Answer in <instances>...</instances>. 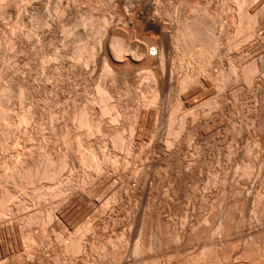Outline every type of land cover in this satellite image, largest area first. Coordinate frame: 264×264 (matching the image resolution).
<instances>
[{
  "label": "bare ground",
  "instance_id": "obj_1",
  "mask_svg": "<svg viewBox=\"0 0 264 264\" xmlns=\"http://www.w3.org/2000/svg\"><path fill=\"white\" fill-rule=\"evenodd\" d=\"M20 1L23 4L25 1L27 2L28 0H20ZM77 1L79 3V0H77ZM106 1L100 2V3L104 4V3H106ZM229 1H230V3H233L235 10H236L235 11V13H236L235 18H231L233 21L232 24H234V26H232L233 28L231 27L232 29H229V28L224 29L222 26V28L220 27V30L218 32H217V29L219 26L218 24H219V16H220L219 14L220 13L217 11H214V12L211 11V9H209V7L207 5L208 8L203 6L205 8L202 9L203 10L202 13L200 12L201 15L197 14L195 16V18H192V20H188L190 18H188L187 20L186 19L183 20V18H182L183 21L180 22V18L178 19L179 21L176 19L179 23H177V24L175 23L176 25H173V27L171 25V27H169L170 32L167 33L166 32V29H168L166 26L167 23L165 24L161 20L160 16H157L155 14L150 13V11L154 8V4L152 3V0H108L104 6L110 7V4L112 2H116V4L119 6L120 5L131 6L135 2L138 3L139 7H138V10L136 12L139 14V15L137 14L138 17L141 18L142 26L146 27L147 29H150L153 32V34L155 33L154 37H140V36L136 37V35H135L136 38H134V37H132V34L128 33L129 31H126V29H127L126 27H128L127 26L128 24L126 25V27L120 28V27L112 24L115 22V21L113 22V19H111L112 21H108L109 19H107L105 15L93 16V15H91L92 13L90 14V11H89L90 8L88 9L89 14L87 12L86 13L81 12L82 10L77 8L75 3L72 4L70 2L71 4H68L64 0H60L58 5H57V6H59V9L56 8V10L58 9L57 10L58 12L56 11L58 13L56 19L51 20V18L49 17L51 21L49 20V24L47 23V26H46L47 29L44 31L45 32L44 35L42 34V37L40 38V40L38 39V41L40 42V47L36 48V49H39V50L35 49L32 52H28L29 47H30L29 46V44H30L29 38L31 37L29 32H25V31H21V30L18 31L16 29L17 27L16 28L13 27L12 29H10L8 31H6V30L5 31L2 30L3 32L0 31L1 32L0 33V55L2 56V57H0V63H1V60L3 62H5V61H8L9 59L13 58L15 62L22 64V67L20 70H19V68L15 67V66L13 67L10 64H5V66L3 64V66L0 67V219H4V217L6 218V215L8 216V214H10V215L12 214L11 216H13V213L16 214L18 211H19V213H20V211L22 212V214L20 216H18L19 218H18V221H16V222H11L9 220V223L8 222L6 223L2 220L3 222L0 225V232L5 231L8 233L9 231H11L13 233V231H16L19 233L21 243H23L24 245L25 244L26 245H31V244L34 245V244H36L35 243L36 239L40 243H43L47 240L48 237L46 238V235H47L46 233L48 230L54 232L57 228H59L60 223H65L67 225H70L71 227L72 226L74 227V229L71 228V229H73L74 233L72 232V234L69 235L68 240L65 241V239H63V237H62L63 235L61 236L55 232L56 233V235H55L56 243L58 242V245L60 244V249L62 252L67 251V255H68V253L70 254L68 257H71V256L73 257L76 254L80 255L79 253H81V252L82 253L84 252V254H85L86 250H87V252H90V251H92L93 248H95V246L93 245L94 240L96 241V239H99V238L101 239L105 235H107V233H105L106 232L105 228L103 226L101 227V225H103V224L108 225L109 222H111L110 221L111 219H109V218L112 215H115V212L112 211V213L114 212V214H112V215H110L111 213H109V212H111V210H114L115 208L114 209L110 208V210L108 209L109 212L108 211L107 212L109 213L110 217H108V213H107V217H106L107 220L104 219V216L102 218H98L97 217L98 214L96 213V207L99 206L98 203L100 201H98V202H97V200L94 201L92 196L90 195L93 193V192L91 193V191H90L91 189L85 190L82 187V184L85 182H90L91 184H92V182H96L98 184V189H99L100 185H102L104 182H108L111 178L108 176H105L106 174H104L102 172V170L104 168H108V167L115 168L116 163L118 161V159H117L118 156H116L117 150H119V149H122V151L125 150L127 155H133L136 153L143 152L142 149L139 147V145H140V141H141V136L144 134L141 135V133H140V135H141L140 136L139 134L136 133V131L134 132L133 128L135 126L134 127L130 126L131 130L130 131H128L129 129L126 130V131H128L127 133L122 132L121 127L118 126L119 121H121L122 119H125V121H129L130 118H137L141 115H144L145 117L146 116L148 117L149 115L153 116L155 113L157 115L158 114L162 115L163 112L161 111L162 109L160 110V106L163 104V102L165 100V92L167 90L171 89L172 91H174L175 94H179L180 93L179 91H181L182 89H185L187 87L189 89V87L192 86L193 84H195L197 82H202L199 78V73H201V74L204 73V71H205L204 70L205 68H203L204 65H206L207 62H209L210 59L217 54V50L219 48L221 41H223V40H229L230 41V39H232V37H234V39H237V38H239L240 35L244 39V37L246 35L247 36H253L254 34H256V31L261 27L260 25H262L264 23V0H229ZM87 2H89V1H87ZM90 2H91V0H90ZM196 2H198V1H196ZM230 3H229V5H230ZM76 4H77V2H76ZM16 5H17L16 0H0V17L2 18L3 16L8 15L7 12H9L13 7H16ZM194 5H192V6H194ZM77 6H79V5H77ZM199 6H200V4H199ZM128 9L129 8L125 9V11H124L123 20L128 21V23H131V21H132L131 19H133V18H132V16L128 17V14H130L129 12L127 13ZM214 9H215V7H214ZM220 10H221V8H220ZM220 10H218V11H220ZM67 12H69L71 14L70 15L71 16L70 21L72 22V25H73V27L68 26L69 27L68 29L70 32L67 30V27H66L68 24L67 22L69 20L67 21L68 18L66 19L64 17V14L66 15ZM131 13H133V12H131ZM21 16H22V14H21ZM133 17L136 18L135 16H133ZM221 18H222V16H221ZM120 19H122V18H120ZM124 21H123V24H124ZM43 22L46 23V21H41V24H44ZM71 22H70V25H71ZM87 22H90V25L94 26V24H92V23H95V25H96V30L94 27L95 31L94 30H93L94 32L92 31L93 32V38H92L93 41L91 39V41H92L91 43L86 42L87 40L82 41V39H84V38L87 39L88 36L90 39V35H88V33L91 31L90 29L88 30L89 32L85 31L84 28L82 29L81 32H80V29L79 30L75 29L77 31L71 32L72 29L74 30V26L76 28H78V26L84 27ZM116 23H118V22H115V24ZM121 23H122V21H121ZM126 23L127 22H125V24ZM34 27H36V26H34ZM79 28H81V27H79ZM86 28L88 29V26ZM90 28H91V26H90ZM132 29H133V27H132ZM31 31H33V30H31ZM60 32H65L64 33L65 35L67 33L66 37H63L65 35L60 36L59 35ZM235 37H237V38H235ZM245 40H246V38H245ZM247 40H249V39H247ZM32 43H33V40H32ZM68 43H69V45H68ZM152 44L155 48L154 49L155 50L154 55H152L151 53L150 54L147 53L148 47ZM260 44H261L260 42H258L256 44V46H257L256 50L258 51L259 54L262 50L261 49L262 45L260 46ZM67 45L70 47L69 49H68ZM32 47L33 46H31L30 48H32ZM157 54L159 55L158 56V58H159L158 66H156L153 69L148 68L145 71L146 76L153 81L152 82L150 80L151 83L147 82V85L146 86L144 85L145 86V95H138V94L134 95L133 94L134 96H129V92H130V88H131L130 83H134L136 77L134 78L132 75L134 72H130L129 68L128 69H126V68L128 66H140L143 64H149L150 62H153L155 60L153 57ZM68 55H69V57H68ZM187 55L188 56L191 55V57L187 61H189V63H191L193 65L194 64L197 65L196 68L198 69V73L195 76L196 73L193 74L194 73L193 72L192 73L194 75L193 76L191 73H189L191 70L189 72H188V70L187 71L185 70L182 74L179 73L181 75L178 74V76H176L177 78L174 82L175 85L172 86L171 82H173V81H171V79H172L171 74L172 73H170V70H173V68L171 69V64L173 62L171 63V58L173 56L176 58V60L178 59L177 61H179V64L181 65V62L183 61V59ZM67 57L70 58V60H72V65L70 66L72 74L74 76L78 77V79L81 78V79H83V81H86L87 78H89L91 76L90 75L91 73L88 75L89 72L87 73L86 72L87 70L85 71L84 69H85V66L90 65L89 63L92 62L93 64L97 63V64L101 65V71L103 72L102 74L107 76L110 79L111 83L107 84L108 81L106 83L104 82L105 83L104 85H101L102 82L100 83V85H98L99 84L98 83L97 86L95 87V89L92 86L94 89V95L92 97L88 98L86 100L85 104L83 102V105H81L79 103L77 104L75 102V98H74L73 101L70 99L71 100L70 104L65 103L68 105H64V106L59 107L58 102L63 100V98L66 96V95L64 96V94H63L64 91H66L67 89L72 90V91H76L75 90L76 84L75 83H69L67 81V79L69 78L68 77L69 74H67V70H66L67 69L66 68ZM213 59H214V57H213ZM244 61H246V60H244ZM7 63H9V61ZM185 63H187V62H185ZM209 65H210V63H209ZM258 65L259 64L256 63L255 61H252L247 66L245 65L246 67H243V68L241 67L240 70H238L236 66L229 67V69H230L229 73H226V72L223 73L221 70V72L218 75H216L215 77L213 76L214 81L216 82L217 88H222L229 80L232 79L235 81L236 79H238V77L243 79L245 81V83H247L249 85L256 84V86H257L258 81L256 82V80H258V79H255V72L257 71V68L259 67ZM0 66H1V64H0ZM154 66H155V64H154ZM173 67H175V66H173ZM182 67H184V66H182ZM191 67H190V69H191ZM143 70H145V69H143ZM182 70H184V69H182ZM91 71L94 74L95 68L91 69ZM141 71H142V69H141ZM48 78L51 80L53 79V82H49ZM204 78H206V77H204ZM116 82H119L120 84L117 86ZM143 82H141V83H143ZM202 84H204V82H202ZM144 86L142 88H144ZM140 87H141V85H140ZM258 88H260V87H258ZM49 92H51V93H49ZM68 92H70V91H68ZM195 92H196V88H191L190 90H188L186 92L184 91V93L181 92L182 93L181 95L179 94L180 98L182 100V104L184 103V105L188 109L185 111V114L187 113L188 115H190V117L192 116L191 118L195 117L194 112H192V110L191 111L189 110V108L192 105H195V103L191 100V97L193 96V94ZM180 98H179V100H180ZM208 98H210V97H208ZM216 99H218V98H216ZM173 102H174V100H173ZM177 104H178V102H177ZM179 108H180L179 105H175L174 107H172L170 114H173L176 111L180 110ZM105 116H109L108 121L105 120V118H106ZM148 120L150 121L151 118ZM182 120L183 121L179 125H177L176 128L173 130V133L170 132V133H172L171 135H173V138L175 136L177 137V135L181 134L180 131L182 130V128H184V125L186 123L185 120H187V118L182 119ZM140 121H141V119H140ZM155 121H156V119H155ZM145 122H147V120L144 119L143 123H145ZM119 123H121V122H119ZM125 123H127V122H125ZM135 123H137V122H135ZM187 123H188V121H187ZM145 125H144V127L146 128ZM44 129H46L47 132ZM123 129H124V127H123ZM141 129H139V130H141ZM142 138H143V136H142ZM172 142H174V141L172 140ZM170 143H171V138L169 141H167V144L165 141L166 145L162 144L158 140H153V143H151V144L149 143L150 144L149 147H151V150H158V149H163V147L165 146L167 149H166V152H164L163 157H164V159L167 160L168 163H170V161H172L174 159V157L177 156L176 151L174 152V151L170 150L173 147V146L169 147ZM171 145H173V144H171ZM58 146L60 147L59 149H57ZM168 147L170 149H168ZM164 150H165V148H164ZM126 154H124V155L126 156ZM125 156H124V158H125ZM127 157H129V156H127ZM250 157H248V158H250ZM137 159H139V158H137ZM183 164H185V163H183ZM260 166H262V165H260ZM141 168H143V167H141ZM187 171H188V169H187ZM147 174H148L147 171H144V169L143 170L141 169L140 174L130 176V177L127 176L128 182L134 179L135 181H137L140 184L139 189L141 192H143L146 188V179H148V178H146ZM247 174H249V173H247ZM125 175H127V174H125ZM125 177H124V179H125ZM214 177H216V176H214ZM238 177H239V175H238ZM7 182H10L9 184H11V185H9ZM213 184H214V181H213ZM83 185H85V184H83ZM114 188H115L113 190L114 192H112L111 195L115 200H113L112 198H109V199L107 198L109 200L108 203L104 202L105 204L103 203V206H102V203H100L101 208H99V209H102V208L103 209L100 210L99 212L103 213V215L106 213V209L109 207V205L107 207V204L110 203V199H112L113 202L114 201L116 202L119 198L121 199V195L123 196L120 187H114ZM263 192H264V190H263ZM236 194H237V191H236ZM111 195H109V196L111 197ZM206 198H207V196H206ZM46 200L47 201L49 200V204L47 206H45V207H44V205L39 206L40 202L44 203ZM101 200H103V199H101ZM246 200L249 201V199H247V198L245 199L243 197L240 201L242 202V204H244ZM105 201H106V199H105ZM115 202L112 205L113 207H116ZM251 202L253 203L252 204L253 208L250 207L251 210L248 212L247 218L242 217V218L236 220L233 223V225H231V228H234L236 230V232L234 233V234H236V236H234V238L235 239H236V237L238 238V244L237 245L238 246L240 245L238 248L239 250L235 251L236 253L233 252L232 254L235 253V255L239 254L238 257L239 256L244 257L246 259V261L248 260V262L246 264H264V258H260V256H259L260 254L264 253V248L261 249L258 247L259 249H252V247H251V246H253L255 240L258 239L259 237L261 239H264L263 228H262V230H259V231H250V232H247V234L244 233V235L242 234V231H241V233L239 231H237V230H240V228H241L240 226L245 224V222L250 223L253 219L256 218V216H258V214L259 215L264 214V199H262L259 196H256V197L251 199ZM134 208H135V206H134ZM116 209H117V207H116ZM224 210H226V208H224ZM115 211H117V210H115ZM221 211L224 214V212H226L227 210L224 212H223V210H221ZM219 213H221V212L219 211ZM226 213L228 214V212H226ZM226 213H225V215H227ZM101 216L102 215L100 214V217ZM228 216H230V215H228ZM89 217H90V219H87ZM258 218H259V216H258ZM102 219H104L103 224H101ZM224 220L225 219L223 218L222 222ZM0 222H1V220H0ZM219 222H221V220ZM219 222L217 224H219ZM35 223H37L36 225H40L39 226L40 227V234L33 233V229H31V225L32 224L35 225ZM76 223H80L79 226L76 225V227H75ZM21 225H24L25 228L21 227ZM217 226H219L218 228L220 229V231H225L229 228L228 227L229 225L228 226L227 225L222 226L221 224H219ZM224 227H226V228H224ZM130 228L128 230L126 229L127 232L122 233L120 238H118V240H116V242H114L113 252H112L113 257L117 258V257H121L124 254H126L128 248H127V246H125V244L123 247L122 241H123L124 236L126 235L125 240H127V241L124 240V243L126 242L128 244V240L130 239V237H132L131 236L132 235L131 234L132 228L131 229ZM150 228H152V226ZM218 228L216 227L209 235H213V237H214V234H216V233H219V235H220ZM152 233L153 234H151V235L153 236V240H150L152 238L151 235H150L151 236L150 239L147 238L150 241L147 240V242H145V240H142V239L139 240L137 238L139 241H137L132 246L131 253L134 255H137L139 253L147 251L148 249L150 250L151 247H152L151 249L153 251L154 245L155 246L157 245V247L162 245V241L160 240V238L162 236L159 238L157 233L154 234L153 231H152ZM207 234H208V231H207ZM11 236H13V234ZM2 237H3V235H2ZM14 238L12 237L13 242H14ZM17 238H18V236H17ZM139 238H140V236H139ZM174 238H175V240H179L181 238L180 234ZM8 239H10V238H8ZM209 239L207 238V240H209ZM182 240H183V238H182ZM216 241H218L217 238H216ZM8 242H9V240H8ZM263 242H264V240H263ZM175 243H177V242H175ZM213 244L209 241V243L206 242V244H203L201 249L199 247L200 250L196 251L194 253V255L191 256L190 264H219V263L222 264V262H224V261H225L224 262L225 264L226 263L229 264L230 263L229 259H231V256H232L229 254L230 255V257H229V255L227 253V251L231 250V249L227 250V245L229 243H226V247L224 245V247H221L219 249L218 255H217L218 250L217 251H216V249L213 250V246H214ZM221 244L223 245V242ZM263 245H262V247H263ZM0 246L5 247V245H3V243H2L1 237H0ZM228 246L230 247V245H228ZM233 246H234V244H233ZM238 246H236V247H238ZM31 247H33V246H31ZM110 248H112V247H110ZM114 248H115V250H114ZM32 249H31L32 254L36 253V254H38L37 256H40V252L38 251L37 248H35L37 250H32ZM63 249H64V251H63ZM105 249H107V248H105ZM232 249H233V247H232ZM7 250L8 249H3L2 253L3 254L7 253ZM179 250H180V248H178V247H177V249H175L176 252H178ZM215 251H216V253H215ZM29 253H30V251H29ZM178 253H180V252H178ZM108 254H110V253L108 252ZM110 255L108 256V258L111 257ZM235 255H233V256H235ZM171 257L173 258V256H171ZM242 257H241V259L243 260L244 258H242ZM57 258L59 259V257H57ZM104 259H106V257ZM226 259L229 262H226ZM68 260L71 261L70 258ZM70 261H69V263H70ZM72 261H71V264H72ZM145 263L147 264L146 261H145ZM162 263H164V262H162ZM102 264H104V263L102 262ZM123 264H125V263H123ZM230 264H233V263H230ZM234 264H245V263L240 261V260H237V262Z\"/></svg>",
  "mask_w": 264,
  "mask_h": 264
},
{
  "label": "rangeland",
  "instance_id": "obj_2",
  "mask_svg": "<svg viewBox=\"0 0 264 264\" xmlns=\"http://www.w3.org/2000/svg\"><path fill=\"white\" fill-rule=\"evenodd\" d=\"M16 1H17L16 7H13L10 10L11 12L10 11L7 12L8 15L3 16L2 18L0 17V31L1 32L5 31V30L8 31V30L12 29L13 27L14 28L17 27L16 29L18 31L21 30V31L29 32V34L31 35V37L29 38L30 39L29 40V43H30L29 46L30 47L33 46V47L32 48L29 47L28 52H32L36 48L40 47V42L38 41V39L40 40V38L42 37V34L44 35V33H45L44 31L47 29L46 26H47V23L49 24L50 18H51V20L56 19L57 15H58L57 10L59 9V6H57V5H58L60 0H37V1L36 0H28L27 2L23 1L24 2L23 4L21 3L20 0H16ZM64 1L67 2L68 4L75 3L76 7L79 8L80 10H82L81 12H84V13L87 12L89 14V11H90V14L92 13L91 15H93V16L105 15L106 18L109 19L108 21H112L111 19H113V22L114 21L118 22V23H116L117 25L115 24V22L112 24L115 26H118L120 28H122V27L124 28L128 24L127 25L128 27H126L127 28L126 31H129L128 33L132 34V37H134V38H136L137 36H140V37H154L155 36V33L153 34V32L150 29H147L146 27L142 26L141 18L138 17L139 14L136 12L138 10V7H139L138 3H136V2L133 3L131 6H128V5H125V6L120 5L119 6L116 4V2H112L110 4V7L106 6L107 7L106 8L104 5L107 3L108 0L107 1L106 0H100V1L99 0H95V1L91 0V2H90V0H86V1L85 0H83V1L79 0V3L77 0H75L77 2V4L74 0H64ZM87 1H89L91 4ZM105 1H106V3H104V4L100 3V2H105ZM196 1H198V2H196ZM152 3L154 4V8L150 11V13L155 14L157 16H160L161 20L165 24L167 23L166 24V26L168 28V29H166L167 33L170 32L169 27H171V25L173 27V25H176L177 23H179L178 22L179 18H180V22L183 21L184 19L187 20L188 18H190L188 20H192V18H195V16L197 14L201 15L200 12L202 13V11H203L202 9L207 7V5H208L209 9H211V11H213V12L217 11L220 13L219 14L220 15L219 16V24H218L219 26H218L217 32L220 30V27L222 28V26L224 29L225 28L232 29L233 28L232 26H234V24H232L233 21L231 18H235V16H236L235 11L236 10H235L233 3H230L229 0H204V1L203 0H152ZM229 3H230V5H229ZM199 4H200V6H199ZM77 5H79V6H77ZM192 5H194V6H192ZM203 6H205V7H203ZM214 7H215V9H214ZM56 8H58V9L56 10ZM127 8H129L127 13L128 12L130 13V14H128V17L132 16V18H133V19H131L132 20L131 23H128V21L123 20L124 11ZM220 8H221V10H220ZM88 9H89V11H88ZM218 10H220L221 12ZM131 12H133V13H131ZM68 13L69 12H67L66 15L64 14V17L66 19L68 18L67 21L69 20L67 22L69 25L67 24V26H66L67 30L69 31L68 28L73 27V25H72V22L70 21V18H71L70 15L71 14L70 13L68 14ZM21 14H22V16H21ZM133 16H135L136 18H134ZM221 16H222V18H221ZM120 18H122V19H120ZM182 18H183V20H182ZM40 20L46 21V23L43 22L45 25L41 24ZM121 21H122V23H121ZM123 21H124V24H125V22H127V23L124 25ZM70 22H71V25H70ZM87 23L90 25V22H87ZM87 23H86V25L88 26V29L86 28L87 27L86 25H85L86 27L85 26L84 27L78 26V28H76L74 26V30L71 28L72 29L71 32L77 31L79 29L81 32L83 28L85 29V31L89 32L88 30L90 29L91 30L89 32L90 34L88 33V35H90V39L88 36L87 39L84 38V39H82V41L87 40L86 42L91 43L93 41V39H92L93 38V32L96 30V25H95V23L91 22L92 24H94V26L90 25L92 28L91 29ZM34 26H36V27H34ZM260 26H259L260 28L258 27L259 29L257 28L258 30L256 29L257 30L256 34H254L253 36H247L246 35L243 39V37L240 35L239 38H237L238 36L235 37L237 39H234V37H232V39H230V41L229 40L221 41L219 48H218L219 51L217 50V54L215 56H213L214 59L212 57L210 59V61L207 62L206 65H204L203 68H205L204 69L205 71L203 74L199 73V78L202 82H204V84H202V82H197V83L193 84L192 86H190L189 89L187 87V88L179 91L180 92L179 94L181 95L182 94L181 92L184 93V91L186 92V91L190 90L191 88H196V92L191 97V100L195 103V105H192L189 108L190 111L192 110V112H194L195 117L191 118L192 116L190 117V115H188L187 113L185 114V111L188 109L184 105V103L182 104V100L180 98V95L175 94L174 91L169 89L166 91L167 93L165 92V100H164L163 104L160 106V110L162 109L161 111L163 112L162 115H160V114L157 115L156 113L153 116L149 115L148 117L141 115L137 118H130L129 121H125V119H122L121 121H119L121 123L118 122V126L121 127V130L124 133H127L128 131L131 130L130 126L131 127L135 126L133 128L134 132L136 131V133L139 135H140V133H141V135L144 134V135H142L143 138L140 135L141 141H140V145H139V147L142 149L143 152L136 153L133 155H127L125 150H123L124 152L122 151V149L117 150L116 156H118L117 157L118 161L116 163L115 168L108 167V168H104L103 169L104 171L102 170V172L104 174H106L105 176H108L111 178L108 182H104L102 185H100L99 189H98V184L96 182H92V184L90 182H85V183H83L85 185L82 184V187L85 190L91 189L90 191H91V193L92 192L93 193L90 195L92 196L94 201H96V200H97V202L100 201L98 203L99 206L101 205L100 203H102V206H103L104 202L108 203L109 198H112L113 200H115L111 195L112 192H114L113 191L115 189L114 187H120L121 192L123 194V196L121 195V199L119 198L118 200L116 199L117 200L116 202L114 201L117 209H116V207L112 206L114 202L112 199H110V203L107 204V207H108V205H109V207L108 208L106 207L107 208L106 213H105L106 215L105 214L103 215V213L99 212L100 210L103 209V208L99 209V208H101V206L96 207V213L98 214L97 215L98 218H102L104 216V219L107 220L106 217H107V213L109 212L108 209L110 210V208H113V209L115 208L114 210H111V212H109V213H111L110 215L114 214V212H115V215H112L110 217V215L108 213V217H110L109 219H111L110 220L111 222H109L108 225H104L103 224L104 219H102L101 224H103V225H101V227L103 226L105 228V231H106L105 233H107V235H105L101 239L100 238L96 239V241L94 240L93 245L95 246V248H93L92 251L87 252V250H86L85 254H84V252L83 253L81 252V253H79L80 255L76 254L73 257L72 256L68 257L70 254L68 253V255H67V251L66 252L61 251L60 244L58 245V242L56 243V239H55L56 233L61 235V236L63 235L62 237L66 241V240H68L69 235L72 234L73 229H74L73 226L71 227L70 225H67L65 223H60L59 228H57L54 232L48 230L46 233L47 234L46 238L48 237L47 240L43 243H40L36 239V241H35L36 244H34V245H32V244L31 245H26V244L24 245L23 243H21L19 233L16 231H13V233L11 231H9L8 232L9 234L7 232L3 231V232H0L3 235V237L1 234H0V237L2 239V243H3V245H5V247L0 246V264H71L72 260H73L72 264H102V262L104 264H123V263H125V264H129V263L130 264H146L145 261L147 262V264H155L156 262H157L156 264H190L191 256L194 255V253L196 251L200 250L202 248L203 244H206V242L209 243V241L212 244L214 243L213 244L214 245L213 250H215V249H216V251L218 250L217 255L219 253V249L221 247H224V245L226 247V243H229L228 245H230V247L227 245V250H229V249H231V250L227 251V253H228V255L229 254L232 255L231 259L228 258L230 263L234 264L237 262V260H240L246 264L248 262V260L246 261V259L242 256H239L240 257L239 258L238 257L239 254L235 255V253H236L235 251L239 250L238 248L240 245L239 246L237 245L238 244V238L237 237H236V239L234 238V236H236V234H234L236 232V230L234 228H231V225H233V223L236 220H238L242 217L247 218L248 212L251 210V208H253V206H252L253 203L251 202L252 198L259 196L262 199H264V192H263V190H264L263 189L264 188V159H263L264 158V141H263L264 140V103H263L264 102V67H263L264 66V23ZM79 27H81V28H79ZM94 27H95V30H94ZM132 27H133V29H132ZM75 29H77V30H75ZM31 30H33V31H31ZM64 33L65 32H60L59 35L60 36L65 35ZM66 35H67V33H66ZM66 35L63 37H66ZM135 35H136V37H135ZM245 38H246V40H245ZM91 39H92V41H91ZM247 39H249V40H247ZM32 40H33V43H32ZM258 42L261 43L260 46L262 45L261 46L262 50L260 49L261 50L260 54L256 50V47H257L256 44ZM68 45H69V43H68ZM68 45H67V47L69 49L70 47ZM154 49L155 48H154L153 44L150 45L147 49V53H149V54L151 53L152 55H154V52H155ZM36 50H39V49H36ZM158 56H159L158 54L155 55L154 57L152 56L155 60L153 62H150L149 64H143L140 66H128L126 68V69L129 68L130 72H134L132 75L134 78L136 77L135 82L130 83L131 88H130L129 96H134L136 94L145 95V86L147 85V82L151 83V81H152L150 78H148L146 76L145 71L148 68L153 69L156 66H158V64H159ZM0 57H2V56L0 55ZM68 57H69V55H68ZM68 57H67V66H66L67 69L66 70H67V74H69L68 75L69 78L67 79V81L69 83H75L76 84V86H75L76 91H72V90H68V89L66 91H64L63 94H64V96L65 95L66 96L63 98L64 101L61 100L60 102H58L59 105L58 104L57 105L59 107L70 104L71 103L70 101L71 100L73 101L74 98H75V102L77 104L79 103V104L83 105V102L85 104L86 100L94 95V89L98 83H99L98 85H100L101 82H102L101 85H104L107 81H108L107 84L111 83L110 79L107 76H105L104 74H102L103 72L101 71V65L97 64V63L96 64L94 63L95 64L94 65L92 62L89 63L90 65L85 66V69H84L85 71L87 70L86 71L87 73L89 72L88 75L91 73L90 74L91 76L89 78H87L86 81H83V79H81V78L78 79V77H76L72 74L71 67H70L72 65V60H70V58H68ZM190 57H191V55H189V56L187 55L184 58L185 60L183 59V61L181 62V65H180L179 61H177L178 59L176 60V58L172 56L171 63L173 62L172 63L173 65L171 64V69L173 68V70H170V73H172L171 74L172 79L170 78L171 81H173V82H171L172 86L175 85L174 82L177 78L176 76H178L179 73L182 74L185 70L186 71L188 70V72L191 70L192 72L190 71L189 73L192 74L194 72L193 74L196 73L195 76L197 75V73H198V69L196 68L197 65L194 64L195 65L194 66L193 64L189 63V61H187V60H189ZM244 60H246V61H244ZM8 61H9V63H7ZM8 61L3 62L1 60V63H0L1 66L0 67H2L3 64H4V66H5V64H10L13 67L15 66V67L19 68V70L21 69L22 64L15 62L13 58L9 59ZM252 61H255L256 63L259 64L258 65L259 67L257 68V71L255 72V79H258V80H256V82L258 81L257 86H256V84L249 85V84L245 83V81L243 79L238 77V79H236L237 81L236 80L234 81L231 79L222 88H217L216 82L214 81V77L216 75H218L221 72V70L223 73H225V72L229 73V70H230L229 67H231V66H236L237 69L240 70L241 67L242 68L246 67ZM185 62H187V63H185ZM209 63H210V65L211 64L212 65L210 66ZM154 64H155V66H154ZM173 66H175L176 68ZM182 66H184V67H182ZM190 67H191V69H190ZM93 68H95L94 74L91 71V69H93ZM141 69H142V71H141ZM143 69H145V70H143ZM182 69H184V70H182ZM181 74H179V75H181ZM204 77H206L207 79ZM48 81L53 82V79L52 80L49 79ZM141 82H143V83H141ZM116 84L118 86L120 83L116 82ZM140 85H141V87H140ZM92 86L94 87V89ZM143 86H144V88H142ZM258 87H260V88H258ZM68 91H70V92H68ZM49 93H51V92H49ZM84 94L85 95L87 94L86 95L87 97ZM208 97H210V98H208ZM179 98H180V100H179ZM216 98H218V99H216ZM173 100H174V102H173ZM177 102H178V104H177ZM65 103H68V104H65ZM175 105H179L180 110L176 111L173 114H170L172 107H174ZM105 117H104L105 120L108 121L109 116H105ZM150 118H151V120L149 121L148 119H150ZM186 118H187V120H185L186 123L184 125V128H182V130L180 131L181 134L179 133L180 135H177V137L175 136L174 137L175 139H174L173 135H171L173 133V130L176 128L177 125H179L183 121L182 119H186ZM140 119H141V121H140ZM144 119L147 120V122L143 123ZM155 119H156V121H155ZM187 121H188V123H187ZM125 122H127V123H125ZM135 122H137V123H135ZM144 125L146 126V128L144 127ZM123 127H124V129H123ZM139 129H141V130H139ZM44 130L47 132L46 129H44ZM126 130H128V131H126ZM170 132H172V133H170ZM170 138H171V143L169 144L170 145L169 147H172V146L173 147L171 149L168 147V149H170L174 152L176 151L177 156L174 157V159L172 161H170V163H168L167 160L164 159V157H163L164 152H166V149H167L165 146L163 147V149H158V150H151V147H149V146L151 143H153V140H158L162 144L166 145L167 141H169ZM172 140L175 143L172 142ZM165 141H166V144H165ZM171 144H173V145H171ZM59 148L60 147L58 146L57 149H59ZM164 148H165V150H164ZM124 154H126V156ZM124 156H125V158H124ZM127 156H129V157H127ZM248 157H250V158H248ZM137 158H139V159H137ZM183 163H185V164H183ZM258 163L262 166H260ZM141 167H143V168H141ZM141 169L142 170L144 169V171H147V173H148L146 175V178H148V179H146V188L143 192L140 191V189H139L140 184L137 181H135L133 179V180L128 182V177H127V176L130 177V176L140 174ZM187 169H188V171H187ZM247 173H249V174H247ZM125 174H127V175H125ZM238 175H239V177H238ZM123 176L124 177L126 176L125 179ZM214 176H216V177H214ZM213 181H214V184H213ZM7 183L9 184L10 182H7ZM9 185H11V184H9ZM236 191H237V194H236ZM109 195H111V197ZM206 196H207V198H206ZM243 197L245 199L246 198L249 199V201L246 200L245 203L242 204V202L240 200ZM104 198L106 199V201ZM101 199H103V200H101ZM48 204H49V200L48 201L46 200L44 203L40 202L39 206L44 205V207H45ZM134 206H135V208H134ZM218 206L219 207L221 206V207L219 208ZM224 208H226L227 211L224 210ZM115 210H117V211H115ZM221 210H223V212L224 211L228 212V214L226 212H224V214H223ZM112 211H114V212L112 213ZM219 211L221 213H219ZM225 213L227 215H225ZM21 214H22V212L20 211V213H19V211H18L16 214L13 213V216H11L12 214L11 215L8 214V216L6 215V218L4 217V219H0L1 220L0 225L2 224L3 221L6 223L7 222L9 223V220L11 222L18 221V218H19L18 216H20ZM100 214L102 215L101 217H100ZM228 215H230V216H228ZM258 216H259V218H258ZM258 216H256V218L253 219L250 223L245 222V224L240 226L241 228L239 227L240 230H237V231H239L240 233L242 231V234L244 235V233L247 234V232H250V231H259V230H262V228L264 230V227H263L264 226V214L263 215L258 214ZM222 217L225 219L223 222H222V220H223ZM87 219H90V217ZM220 220H221V222H219ZM218 222L222 226H224V225L228 226L229 225L228 226L229 230L227 229L225 231H220V229L218 228L219 226H217V225H219V224H217ZM36 224L37 223H35V225L32 224L31 229H33V233L40 234V227H39L40 225H36ZM79 224L80 223H76L75 227H76V225L79 226ZM151 226H152V228H150ZM21 227L25 228L24 225H21ZM216 227L218 228V231L220 232V235L222 237L219 235V233L214 234V237H213V235H209ZM71 228H73V229H71ZM129 228L132 231L131 232L132 237H130V239L128 240V244L126 242L124 243L126 235L124 236L123 241H122L123 247L125 244V246H127V248H128L126 254H124L121 257H117V258L113 257L112 252H113L114 242H116V240H118V238H120L122 233H126ZM224 228H226V227H224ZM152 231L154 232V234L157 233L159 238L162 236L160 238V240L162 241V245H160L158 247H157V245L156 246L154 245L153 251H152V249H151L152 247H151L150 250L148 249L147 251L139 253L137 255L132 254L131 253L132 246L137 241H139L141 239L145 240V242H147V240H148L147 238L150 239V237L152 236L151 234H153ZM207 231H208V234H207ZM12 234H13V236H11ZM179 234H180L181 238L179 240H175L174 237H177V235H179ZM17 236H18V238H17ZM139 236H140V238H139ZM12 237L13 238L15 237L14 242H13ZM8 238H10L11 240ZM182 238H183V240H182ZM207 238L208 239L210 238V239L207 240ZM216 238L218 241H216ZM7 239L9 240V242ZM150 240H153V236ZM150 240H148V241H150ZM263 240L264 239H261L260 237L258 239H256L254 244H253L254 247L251 246L252 249L264 248ZM125 241H127V240H125ZM175 242H177V243H175ZM222 242H223V245L221 244ZM258 243L260 245L262 244L263 247H262V245L260 246ZM233 244H234V246H233ZM235 245L238 247H236ZM31 246H33V247H31ZM110 247H112V248H110ZM177 247L180 248V250L178 251L180 253L175 251V249H177ZM199 247H200V249H199ZM232 247H233V249H232ZM35 248L38 249L41 257L37 256L38 254H36V253L35 254L31 253L32 252L31 249L37 250ZM105 248H107V249H105ZM115 248H114V250H115ZM3 249H8L7 253L3 254L2 253ZM29 251H30V253H29ZM63 251H64V249H63ZM216 251H215V253H216ZM108 252L111 255L108 254ZM233 252H235V253L232 254ZM109 255L112 258L109 257L110 258L109 259L108 258ZM230 255H229V257H230ZM233 255H235V256H233ZM102 256L104 258L106 257V259L108 261L106 259H104ZM171 256H173V258ZM259 256H260V258H264V253L260 254ZM57 257H59V259ZM235 257L236 258L238 257L239 259L238 258L236 259ZM241 257L244 259L242 260ZM69 258L71 259V261L68 260ZM69 261H70V263H69ZM229 261H227V259H226V262H229ZM162 262H164V263H162ZM224 262H222V264H225ZM219 264H221V263H219Z\"/></svg>",
  "mask_w": 264,
  "mask_h": 264
},
{
  "label": "built area",
  "instance_id": "obj_3",
  "mask_svg": "<svg viewBox=\"0 0 264 264\" xmlns=\"http://www.w3.org/2000/svg\"><path fill=\"white\" fill-rule=\"evenodd\" d=\"M155 53V52H154Z\"/></svg>",
  "mask_w": 264,
  "mask_h": 264
}]
</instances>
